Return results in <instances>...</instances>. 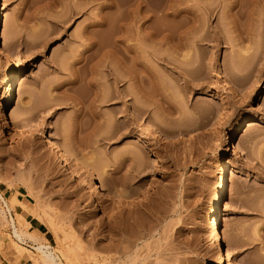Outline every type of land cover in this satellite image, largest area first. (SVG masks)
Listing matches in <instances>:
<instances>
[{"label":"rangeland","instance_id":"374dc122","mask_svg":"<svg viewBox=\"0 0 264 264\" xmlns=\"http://www.w3.org/2000/svg\"><path fill=\"white\" fill-rule=\"evenodd\" d=\"M127 1H0V39L17 55L0 51V101L8 71L15 86L7 116L0 112V192L16 226L28 227L11 200L20 194L41 241L69 250L63 264H216L208 220L221 137L244 117L226 153L220 231L238 264H264V0H141L132 23ZM88 36L110 49L107 65L119 52L140 58L143 94L124 79L121 99L93 100L95 81L82 80L89 71L78 59ZM99 66L94 80L109 89ZM10 111L18 126L8 124ZM38 128L110 195L99 181L71 178ZM12 241L0 219L2 254L36 264L33 242Z\"/></svg>","mask_w":264,"mask_h":264},{"label":"bare ground","instance_id":"6f19581e","mask_svg":"<svg viewBox=\"0 0 264 264\" xmlns=\"http://www.w3.org/2000/svg\"><path fill=\"white\" fill-rule=\"evenodd\" d=\"M1 1V0H0ZM87 3H92L95 2L96 0H86ZM86 4L83 3L79 6H75L76 8L73 9H68L67 11L69 12L70 17H74L75 15L77 16L80 14V11L83 9V7ZM109 7V6H108ZM143 7V2L141 0H128L126 9L128 10L129 13V22L132 23L134 21L135 14L137 12V9H140ZM71 8V7H70ZM67 12V13H68ZM1 8H0V20H1ZM66 21L69 19H65ZM64 21V20H63ZM91 27H96L98 26L94 21H92V24L90 25ZM89 37V36H88ZM162 39L165 37L162 36ZM89 39H91L89 37ZM90 42L87 43V47L83 49L84 51L80 53V57L78 58L80 63H83L86 68H88L89 73L84 75L82 77V80L87 81L90 83L95 81L93 84L94 90V97L93 100H98L99 102H114L116 99H121L123 96H125V93H123L119 88L124 85V79L127 80V82H130L134 86V95L140 94L144 91V86L146 85V77L142 74L143 71H141L139 68H143L144 64L140 60L139 57L137 56H127L126 53L124 52H119V54L116 55L115 62L109 63L107 65L106 61L104 64H102V60L106 57V55L109 53L110 49L107 48L104 45H95L91 40ZM109 49V50H107ZM0 51L5 53V54H12L14 57H17L16 53H14L8 46L6 41H2L0 39ZM108 51V53H107ZM113 51V50H112ZM115 56V55H113ZM97 59L101 60V64L105 68L104 71L106 73V82H109L107 86H109V89L104 88V84L96 83L97 80H94L97 75V66L98 70L100 68H103L100 63L94 64L93 66V61ZM157 60H159L158 57H156ZM78 61V62H79ZM92 63V64H91ZM106 63V65H105ZM114 64V65H113ZM105 65V66H104ZM112 65V66H110ZM101 71V70H99ZM96 73V75H94ZM143 75V76H142ZM13 73L11 71H8L6 75L2 78L1 80V85L6 88V94H4L3 99L0 101V112H4V114L7 116V112L9 111V108L12 106L13 101H14V94H15V86L13 84ZM100 79H103L101 77ZM99 79V81H100ZM104 80V79H103ZM98 81V82H99ZM129 83V85H131ZM92 84V83H91ZM103 86V87H102ZM132 86V85H131ZM132 91H130V94ZM144 93V92H143ZM142 93V94H143ZM136 96V97H141V96ZM144 96V95H143ZM141 99V98H139ZM113 104V103H111ZM137 105V104H136ZM132 107V113L133 115L139 116L140 114H144V110L142 111L139 106ZM143 109V108H142ZM249 122L247 121L246 118L242 117L236 125L231 127L230 131L227 133L222 134V149L219 154V163L218 166L216 167L215 171V177H216V194H214L213 199L210 204V210H209V220H208V229L210 231V240H209V246L215 251V263L216 264H238L233 257V251L229 247L223 245V238L221 236V231H220V216H221V203H222V197L223 194L225 193V189L227 188V183H228V164L226 161V153L227 151L229 152L231 150V141L235 142L240 135V133L243 131L246 123ZM253 122V121H250ZM11 124L12 126H18V120H16L15 116L12 114L10 111L8 113V124ZM255 123H250L248 126H253ZM36 136L42 138L44 144H46V148L49 149L53 154L55 155L56 159L67 169L70 173V177L76 179L79 181V183L82 186L89 187V183H97L99 181L98 188H100L101 192L108 195L110 193L109 189L105 186V183L101 182L99 180L98 176L96 175V172L93 170H90L89 165L86 164H80L74 156L71 154V152L64 146L60 145L58 142L57 138H55L52 134H46L42 129H36ZM8 136H10V132L8 131ZM239 144L237 143L236 146H233L232 152L233 154L237 157L239 155ZM234 170V169H232ZM90 191V188L88 189ZM110 195V194H109ZM92 196V193H90V197ZM0 203L2 204V208L0 207V219L3 220L5 223L9 224V227L11 229V234L14 237V239L17 242H21L24 240L25 242L27 240L33 242L34 246L32 247L37 253H39L38 258L34 257L35 263L36 264H63L62 260L64 259L67 261L69 258L67 256V252L65 254L60 253L51 245H48L46 243H43L41 240L40 236H34L30 233H28L27 229L26 230H21L18 225L16 226L15 223V218L13 217L11 210L8 206L7 200L3 197L2 193L0 192ZM20 205V203H19ZM23 205V204H21ZM20 205V206H21ZM50 220V219H49ZM52 221V220H51ZM48 222V220H47ZM26 223V222H25ZM51 225H54L53 222L52 224L49 223V227ZM55 226H53L54 228ZM26 228V227H24ZM52 228V226H51ZM56 230V227L54 228ZM53 229V231H54ZM52 230V229H51ZM55 232V231H54ZM57 234V231L56 233ZM56 236V235H55ZM15 241V242H16ZM15 243L14 241H12ZM16 242V243H17ZM15 246L18 247V244H14ZM22 245V244H21ZM16 247V248H17ZM19 246L18 248H20ZM24 247V246H23ZM22 248V247H21ZM20 248V249H21ZM27 250L26 248H24ZM70 253V252H68ZM64 256V258L62 257ZM63 258V259H62ZM67 258V260L65 259ZM70 263V261H68ZM67 262V263H68ZM68 263V264H69Z\"/></svg>","mask_w":264,"mask_h":264},{"label":"crops","instance_id":"0c3cea01","mask_svg":"<svg viewBox=\"0 0 264 264\" xmlns=\"http://www.w3.org/2000/svg\"><path fill=\"white\" fill-rule=\"evenodd\" d=\"M12 194V193H10ZM20 194H17L14 197L11 198V200H16L15 207L20 210V212L24 213L25 215V222L28 225L27 231L28 233L34 235V236H42L43 234V227L41 223L33 222V218L30 216L29 207L27 203L24 202V200L19 197ZM20 205L23 204V205ZM29 241V240H28ZM31 242V241H30ZM0 264H25L23 262H13L12 260H9V257L7 255L2 254V250H0Z\"/></svg>","mask_w":264,"mask_h":264}]
</instances>
